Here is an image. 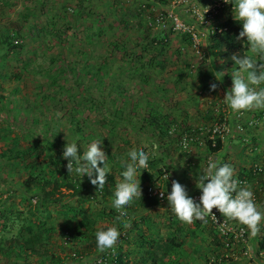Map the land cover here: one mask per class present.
Returning <instances> with one entry per match:
<instances>
[{
	"label": "rangeland",
	"instance_id": "rangeland-1",
	"mask_svg": "<svg viewBox=\"0 0 264 264\" xmlns=\"http://www.w3.org/2000/svg\"><path fill=\"white\" fill-rule=\"evenodd\" d=\"M88 3L79 17L71 11L78 0H0V43L1 36L9 34L19 46L6 59V46L0 44V264H57L51 255L63 264H92L103 253L92 235L112 226L120 232L115 247L127 264H146L145 259L152 257L150 248L147 253L139 249V230L149 234L144 249L153 243L156 257L163 256L169 264H219L221 260L224 264H264V252L257 247L264 219L255 235L246 226L248 243L235 247L227 245L208 224L181 222L166 204L138 208L132 218L118 216L123 223L118 226L115 219L100 216L109 212L111 201L104 203L101 196L95 199L96 186L87 175L80 178L68 172V161L62 158L67 141L78 138L82 154L92 140H102L109 174L115 176L110 187L115 190L123 170L121 159L127 160L130 150L143 148L149 153L148 167L140 175L141 193L146 195L150 182L143 176L148 170L160 175L157 183L165 189L169 181H178L188 194L200 192L197 177L211 157L229 164L233 177L254 169L257 177L247 185L258 191L254 199L264 210V109L232 112L223 98L232 86L234 67L211 53L216 30L223 31L220 25L233 19L232 4L224 0ZM113 6L117 13L110 12ZM139 13L145 21L137 18ZM176 18L186 30L177 29ZM34 27L41 38L34 36ZM161 32L167 37L163 44L153 43ZM73 69L77 80L72 78ZM208 69L216 75L215 92L199 87L197 73ZM148 120L155 122L154 128ZM222 123L225 132L215 133L214 127ZM166 124L167 134L161 133L159 126ZM217 139L227 141L228 147L214 154L208 143ZM31 162L43 163L44 179L60 184L55 193L47 186L54 199L62 202L48 204L49 219L42 212L44 200L37 210L43 196L34 197L24 184L30 175L26 165ZM40 170L38 166L35 175ZM65 180H80L89 190L71 196L62 186ZM63 206L86 212L94 220L93 231L83 230L85 237L77 235L82 216L66 213ZM28 222L35 230L45 222L42 232L45 239L50 237L47 253L5 255L1 248L12 246ZM135 223L139 224L136 229ZM36 231L40 234L41 229ZM173 235L181 247L174 254L163 253L162 246ZM112 250L104 252L111 256ZM117 257L118 252L106 264H116Z\"/></svg>",
	"mask_w": 264,
	"mask_h": 264
},
{
	"label": "clouds",
	"instance_id": "clouds-1",
	"mask_svg": "<svg viewBox=\"0 0 264 264\" xmlns=\"http://www.w3.org/2000/svg\"><path fill=\"white\" fill-rule=\"evenodd\" d=\"M224 2L232 4L233 19L241 25L237 39L246 38L245 44L251 54L231 57L238 70H232V86L226 91L223 100L233 113L252 108L264 109V65L258 66L255 58H264V0ZM220 74L223 77V72ZM210 88L215 90L216 84L213 83ZM77 139L67 141L62 150V158L68 161V172L75 173L80 178L87 175L98 192L102 191L106 176L111 172L102 140H92L81 154ZM156 147L153 144V149ZM148 161L149 153L143 148H134L127 153V160L121 159V179L116 184L111 199V207L119 216H125L127 206L141 197L140 175L142 169H147ZM166 179L168 182L167 175ZM196 187L200 190L198 202L188 195L185 187L178 181H172L170 192H167V188L166 191L162 190L161 196L167 192L168 209L177 219L187 224L194 220L207 223L210 215L217 219L212 212L215 208L223 220L236 221L247 226L252 235L257 233V226L264 219V210L256 204L251 186H240V182L233 177V168L229 164L214 161L210 157L207 167L199 171ZM119 235L115 226L98 230L95 233L97 249L100 252L113 249Z\"/></svg>",
	"mask_w": 264,
	"mask_h": 264
},
{
	"label": "trees",
	"instance_id": "trees-1",
	"mask_svg": "<svg viewBox=\"0 0 264 264\" xmlns=\"http://www.w3.org/2000/svg\"><path fill=\"white\" fill-rule=\"evenodd\" d=\"M79 1V5L76 6L75 8H73L72 11V15L75 16H79L81 17L82 14L86 11V5L87 4H91L88 3V0H78ZM94 2V0H93ZM67 10V8L65 9V11ZM109 10V8H108ZM115 10L114 12L117 13L116 8L113 6L110 9V12ZM137 18H139L140 20L145 21V17L139 13ZM35 29L33 30L34 36L36 38H41L40 36V32L38 31L37 27H34ZM220 28L223 29V31L219 32V30L217 29L215 34L212 37L213 40V44L211 45L212 50V54H215L219 57V60L222 61L225 65H229L231 67H234L238 70V66L235 65L234 61L231 59V57L233 55H238V56H246L249 55V48L247 47V45L245 44V40L244 42L241 40L237 39V36L239 34V32L241 31V25L236 22L234 19H227L226 21H224L221 25ZM166 35L164 34V32L160 33L158 36H155L153 38V43L154 42H158V44H163V42L166 39ZM14 39H12L10 37L9 34L2 35L1 36V45H4L6 47H4L6 49V56L5 58L7 59L8 56H10V53L13 50H16L19 46L14 45ZM216 50V52H215ZM14 52V51H13ZM12 52V53H13ZM11 57V56H10ZM257 65H264V58H261L259 56H257ZM102 69L99 68L97 72H100ZM73 79H78V73L75 69H73ZM226 78H228L227 76H229L228 74L225 75ZM1 77V74H0ZM11 79V75H7L5 78ZM197 79L199 82V87L203 90H211L212 92L216 91L212 90L210 88V85H212L213 83H215V79H216V75L214 73L213 70H205V71H198L197 73ZM102 79H100L101 81ZM79 83V81H78ZM216 87L218 86L217 83ZM89 93V90H88ZM75 94H71L70 97L72 99L75 98L74 96ZM94 104V103H92ZM221 120V119H220ZM155 122L154 121H149L148 120V126H150V128H154L155 127ZM168 127V125H164V126H159L161 133H165L167 134V130L165 127ZM158 127V126H157ZM230 138V136L228 137ZM14 143L17 145L19 143V141H14ZM209 149L212 151V153H219V152H223L224 149H226L227 146V141H222L221 139H217L215 142H209ZM19 146V144L17 145ZM240 146V144H238V147ZM19 164V163H17ZM18 166V165H17ZM28 166L27 169L28 171H30V175H28V178L24 181L25 187L27 188L28 192H30L31 194H33V196H40V200L38 201L39 205H38V212H40V208L41 206H43L45 203H43L44 201L46 202V205L44 206L45 208L48 206V204H51L53 200H55L56 202H61V199H54L53 195L51 193H49L47 186H52L53 187V193H55L56 191H58L60 184L58 182H54L52 184L51 180H47L44 179V177L42 176L45 173V167H43V163L40 165H36L34 162H31V165H26ZM38 166H40L41 170L39 171V174L35 175L34 170L38 168ZM149 166H151V168H153L152 166V162L149 163ZM144 179L148 182H150L151 184H157V182L160 180V175H157L154 171H144ZM258 174V173H257ZM257 174L254 172V169H250L249 171H246L245 169L243 171H241L240 175H238V177H234L237 178V180L239 182H245L244 185H247V183H249L250 185L253 184V181L256 179ZM115 180V176L112 174H108L106 176V180H105V184H104V189L102 191H99L96 189V191L94 192V198L98 199L99 196H101V200L104 203H108L109 200L111 201L112 199V195L114 193V189H112L110 187V183H113ZM80 180H78V182L73 181V180H65L62 183V186L65 187L66 189H68L71 192V196H76L78 195L81 191H88L89 188L86 186V184L84 183H80ZM109 184V185H108ZM248 184V185H249ZM244 185H240V186H244ZM254 188V187H252ZM254 194H256L257 196H259V193L257 190H254ZM44 200V201H41ZM160 203L158 202V200L156 198H150L147 195L143 194L141 195L140 198H136L134 199L125 209L126 211V215L127 217L132 218L133 217V213L134 211L138 210V208H141L143 210H149L152 209L154 207L159 206ZM63 208L65 209L64 211L66 213L72 212L74 213V217L77 216H82V221L79 224V226L76 229V233L77 235H79L80 237H85L83 234V230H90L93 231L94 227V220L91 219L86 212L84 211H78L75 208H71L68 206H63ZM71 208V209H70ZM106 211V210H105ZM103 212L102 214H100L101 218H109V219H115L116 222L118 221V226H122V224H120V222H122L121 218H118L119 214H117V211L114 208H110L109 212ZM43 213L46 214V219L51 218V213L49 212V210L46 208L44 211H42ZM31 213L33 214V212L31 211ZM121 217V216H119ZM6 218V216H5ZM0 221H1V217H0ZM5 224V223H4ZM27 224H30L29 226H25V230L24 232H20L18 239L14 240L11 242L12 246H7L4 248H1V250H3V253L6 255L8 253H13L16 256H21V254L23 255V253L27 252V253H31L33 255L36 256H42V254H46L47 253V246L49 244V239L48 236L45 239V233L42 232L43 227L45 226V222L42 225V227H37L36 230L39 231V229H41L40 234L32 227V224L30 222H28ZM177 223H171L172 226L176 225ZM198 224L203 225L204 223L198 220ZM127 225V224H126ZM139 224L135 223L134 224V229L138 228ZM106 228V227H105ZM104 228V229H105ZM264 231V228L262 229ZM139 238H140V250L142 251H146V253L148 252L149 248L150 251L152 250V257L151 259H145L146 264L150 263V264H169L166 263L164 261V257L160 256V257H156L157 255L155 254V249L157 247L153 246V243L149 245L148 248L147 244H149V241H147L146 236L149 235L148 233H146V231L144 230H139ZM177 235H173L170 236L167 241L166 244H164L161 248V251H163V253L166 254H174L176 253L175 250L179 249L181 247V243L178 242L177 240ZM92 238L95 239V235H92ZM121 238V237H120ZM123 240V239H122ZM219 240V239H218ZM142 244V247H141ZM258 249L260 252H264V232H261V236H260V240L258 242ZM46 248V249H43ZM120 249L116 250V247H114V251L117 253L118 252V257L116 260V264H122V262H124V264H127V261L123 258L124 256L120 253L121 251H119ZM154 250V251H153ZM115 253V256H116ZM143 253V252H142ZM52 259H54V261L57 264H63L62 259L52 256ZM116 258V257H115ZM264 258V257H263ZM149 261V262H148ZM172 264V263H170ZM178 264V263H175Z\"/></svg>",
	"mask_w": 264,
	"mask_h": 264
},
{
	"label": "built area",
	"instance_id": "built-area-1",
	"mask_svg": "<svg viewBox=\"0 0 264 264\" xmlns=\"http://www.w3.org/2000/svg\"><path fill=\"white\" fill-rule=\"evenodd\" d=\"M175 25L179 30L187 29L177 18L175 19ZM14 43L16 44L17 41H14ZM222 124L216 125V127H214L215 133L225 132L226 128L224 126V123ZM244 183L245 182H240V185H244ZM171 184L172 181H169V188H167V192L171 191ZM162 190L166 191V189L164 188V184L150 183L147 185L145 193L150 198H156L160 204L168 205L166 200L167 192H165L164 195L161 196ZM188 195L191 196L194 199V201L198 202L200 192L189 193ZM212 212L213 214L216 215L217 219L210 215L209 217H207L208 222L204 224H208L227 245H231V247H235L245 242L248 243L247 237L249 233L246 226L241 225L233 220H228V219L223 220V217L215 208L212 209ZM113 256H115L114 250L111 251V256L109 255V251L103 252L92 260V264H106L108 258ZM219 264H224V262L221 260Z\"/></svg>",
	"mask_w": 264,
	"mask_h": 264
},
{
	"label": "crops",
	"instance_id": "crops-1",
	"mask_svg": "<svg viewBox=\"0 0 264 264\" xmlns=\"http://www.w3.org/2000/svg\"><path fill=\"white\" fill-rule=\"evenodd\" d=\"M250 239H251V237H250ZM249 243L252 244L253 243L252 240H250Z\"/></svg>",
	"mask_w": 264,
	"mask_h": 264
}]
</instances>
